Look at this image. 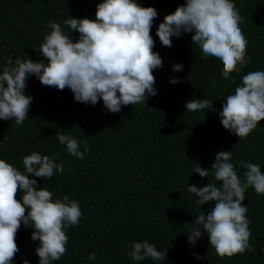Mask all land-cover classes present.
Returning a JSON list of instances; mask_svg holds the SVG:
<instances>
[{"label": "trees", "instance_id": "obj_1", "mask_svg": "<svg viewBox=\"0 0 264 264\" xmlns=\"http://www.w3.org/2000/svg\"><path fill=\"white\" fill-rule=\"evenodd\" d=\"M99 0H0V71L6 58L44 59L37 47L50 32L46 22L55 21L65 31L69 17L95 18ZM144 7H154L157 17L151 35L153 51L163 61L155 69V96L141 105L121 106L117 113L107 111L100 101L95 105L74 100L70 89L44 86L29 76L24 94L32 97L28 119L22 126L0 120V159L23 172V157L31 152L56 155L63 173L50 180L34 177L37 186L47 188L53 199L67 195L79 202L83 213L76 226L65 229L69 237L67 252L52 264H264V195L249 187L242 202L251 231V251L220 258L209 247L208 235L195 245L188 243L189 225L196 215L214 207V201L202 206L188 193V185L204 187L215 181L211 165L219 151H231L238 177L244 179L239 161L261 166L264 174V119L246 138L224 129L219 117L225 97L234 94L242 84L241 77L250 71H264V0H232L242 19L247 57L250 62L240 72L230 73L225 80L222 65L213 57L204 58L191 33L172 38V46L164 47L156 36V27L165 14L173 12L184 0H136ZM73 40L78 32H72ZM173 63L183 70L174 72ZM176 76L180 83H170ZM231 77H235V83ZM215 78L216 85L211 81ZM191 99L213 101L209 109L186 111ZM39 130V131H38ZM72 135L90 150L83 159L68 154L56 134ZM199 164L209 169L208 177L192 172ZM192 172V173H191ZM16 198L21 199V193ZM34 229L21 227L16 235L19 251L12 264H39L35 249L39 241L31 239ZM203 231V229H201ZM148 241L158 251L166 249L164 261H133L128 253L133 241ZM96 260H89V253ZM194 253L203 256L198 260Z\"/></svg>", "mask_w": 264, "mask_h": 264}, {"label": "clouds", "instance_id": "obj_2", "mask_svg": "<svg viewBox=\"0 0 264 264\" xmlns=\"http://www.w3.org/2000/svg\"><path fill=\"white\" fill-rule=\"evenodd\" d=\"M156 17L154 7H144L136 0H99L94 19L69 15L64 20L68 31L55 21L46 22L50 32L37 47L44 59L6 58L0 71V120L22 126L28 119L32 97L25 95L24 89L29 76H35L44 86L70 89L77 102L95 105L102 101L111 113L119 112L122 105L146 107L147 99L157 94L153 71L163 67L161 57L153 51L151 29ZM244 22L232 0H184L173 12L165 14L156 27V36L162 46L171 47L173 37L191 33V42L199 46L204 58L221 62V75L228 80L230 73L240 72L250 62L246 55L248 41L240 27ZM74 31L79 34L75 40L70 35ZM172 69L179 72L183 66L173 63ZM231 80L235 83V77ZM241 80L234 94L225 97L219 111L223 128L239 140L246 139L264 119V71H250ZM169 82L181 81L172 76ZM211 83L216 85L215 78ZM212 103L208 99H191L185 108L196 112L209 109ZM56 138L66 146L68 154L78 159L90 150L86 141L81 150L80 142L70 134L57 133ZM56 155H25L23 172L0 159V264H12L19 251L16 235L21 223L34 229L31 239L39 241L35 249L39 264H52L66 254L69 237L65 229L79 224L83 215L79 202L67 195L53 199V193L37 186L34 179L50 180L56 173L64 172L63 164L56 163ZM232 159L230 150L215 154L211 170L215 181L221 182L219 185L208 182L204 187L187 188L191 197H198L194 199L197 205L215 202L206 213L202 210L192 223H186L190 226L186 231L188 243L194 246L207 233L209 247L220 258L252 250L248 208L242 202L249 187L264 195L261 166L239 161L246 169L242 180L230 162ZM192 172L209 176V169L199 164ZM18 192L20 200L16 198ZM128 256L133 261H164L166 249L158 251L146 240L133 241ZM194 257L204 259L195 253ZM88 259L96 260V254L89 253ZM22 264L29 261L25 258Z\"/></svg>", "mask_w": 264, "mask_h": 264}]
</instances>
